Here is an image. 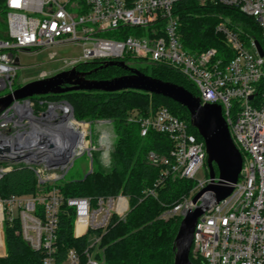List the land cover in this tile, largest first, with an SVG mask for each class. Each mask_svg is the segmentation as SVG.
Masks as SVG:
<instances>
[{"label":"built area","instance_id":"obj_1","mask_svg":"<svg viewBox=\"0 0 264 264\" xmlns=\"http://www.w3.org/2000/svg\"><path fill=\"white\" fill-rule=\"evenodd\" d=\"M181 1L0 0V92H4L0 97L17 89L19 52L69 43L80 45L82 52L64 60L66 70L82 63L126 58L178 70L195 84L203 104L222 106L243 165L228 197L217 202L215 192L207 190L194 203L195 195L211 183L209 175L197 178L200 170L209 172L204 140L191 131V122L166 106L146 117L134 112L130 120L140 124L142 136L154 130L168 135L174 143L169 154L151 151L149 161L166 166L164 177L197 182L189 195L161 217L178 215L183 219L188 211L202 206L204 213L193 233L195 257L203 264H264V55L258 50L259 41L242 38L225 22L219 24L218 31L234 52L228 62L224 63L216 48L190 53L180 40L179 17L174 12L175 4ZM197 1L234 8L253 17L264 42V0ZM55 56L57 52H52L50 58ZM47 77L43 73L39 79ZM44 102L47 108L39 111L32 98L14 99L0 111V178L16 167H29L40 187L54 185L76 156L87 151L92 155L93 150L100 153L104 166L111 165L113 136L102 130L95 146L93 124L77 119L70 103L39 101ZM106 123L101 120L96 125ZM144 194L156 197V190L148 188ZM65 201L75 212V237L89 230L105 232L114 217L125 220L130 211L129 199L123 193L65 199L59 188L53 187L34 196H0V256L7 255L6 225L17 221L19 233L31 248L46 253L44 264H56L59 213ZM100 242L101 236H97L90 247H98ZM64 264H82L79 253L70 249ZM86 264L101 263L88 253Z\"/></svg>","mask_w":264,"mask_h":264},{"label":"trees","instance_id":"obj_2","mask_svg":"<svg viewBox=\"0 0 264 264\" xmlns=\"http://www.w3.org/2000/svg\"><path fill=\"white\" fill-rule=\"evenodd\" d=\"M174 12L179 17L180 40L190 53L216 48L224 63L234 55L225 35L218 31L220 23L238 33L242 38H255L263 44L262 31L256 20L237 9L222 5H202L197 0H184L175 4ZM131 33L134 28H128ZM124 62L148 75L171 81L184 86L194 95L198 89L178 70L163 64L128 59ZM102 61L82 63L77 66L80 72H90L87 77L108 80L130 73L119 65L101 66ZM21 85H17L19 88ZM37 101L36 110L44 111L47 103L39 101L70 103L75 117L94 124L101 120L111 121L116 141L111 152V165L106 167L99 153H93V172L78 180H59L54 185L40 187L35 171L29 167H16L0 178V196H34L40 190L49 191L59 188L65 199L74 196L96 197L123 193L128 197L130 211L125 220L114 217L103 232L89 230L80 237L74 234V209L66 201L59 213V226L54 253L56 264H64L70 249H75L82 260L88 261V253L101 264H174L175 240L182 218L175 215L169 219L161 217L163 212L172 208L183 196L189 195L197 182L189 178L164 177L166 166H156L149 161V153L156 151L169 154L174 143L172 139L154 130L146 136L141 135L138 122L131 121L134 112L139 116H149L166 106L190 122L188 110L162 95L143 90L126 89L114 92L102 90H72L61 94H48L31 97ZM191 131L199 139L202 137L191 125ZM87 174V173H86ZM164 177L156 186L157 181ZM156 190V197L146 196L148 188ZM20 226L6 225L7 255L0 256V264H44L46 253L37 251L22 238ZM101 236L98 247H90L95 237ZM193 264H203L200 257L192 253Z\"/></svg>","mask_w":264,"mask_h":264},{"label":"water","instance_id":"obj_3","mask_svg":"<svg viewBox=\"0 0 264 264\" xmlns=\"http://www.w3.org/2000/svg\"><path fill=\"white\" fill-rule=\"evenodd\" d=\"M256 44L263 56L264 50L260 43L256 42ZM15 63L19 64V58L15 59ZM109 65H119L130 70V73L108 80H97L87 77L90 72H80L77 68L63 70L53 76L30 81L17 88L14 94L0 97V111L8 107L14 99L61 94L72 90L114 92L135 89L165 96L188 110L191 125L205 142L211 183L195 195L193 202L196 203L200 195L207 190L215 192L217 202L228 197L234 190L233 184L238 182L243 156L233 141L223 115L222 106L214 103L203 104L200 97L194 95L184 86L148 75L137 68L130 67L124 61L111 60L101 64V66ZM92 172L93 162L84 179ZM203 213L204 208L198 206L194 210L188 211L183 217L175 240L174 264H193L190 258L193 233L197 221Z\"/></svg>","mask_w":264,"mask_h":264},{"label":"rangeland","instance_id":"obj_4","mask_svg":"<svg viewBox=\"0 0 264 264\" xmlns=\"http://www.w3.org/2000/svg\"><path fill=\"white\" fill-rule=\"evenodd\" d=\"M52 52H57V56H55V58L53 59L50 58ZM81 52V46L76 43L58 45L55 47L44 48L42 50H37L34 52H19L20 68L18 70L16 87L19 84L22 86L30 81L39 79L43 73H47V75L50 77L63 70L68 69L65 66L64 60L78 57ZM1 95H4V92H0V96ZM102 130H104V133H109L110 136H113L112 141L110 140V142L114 144V142L116 141V134L113 130V126H111L110 124L96 125V123H94V145L97 146L98 137L101 134ZM93 151V153H96V150ZM92 162V155L88 151L76 156L69 170L60 180L71 181L81 179L84 175H86V173L90 171ZM208 175L209 172L206 171L204 168L203 170H200L197 178L204 179ZM80 230L81 228L79 227V232Z\"/></svg>","mask_w":264,"mask_h":264},{"label":"crops","instance_id":"obj_5","mask_svg":"<svg viewBox=\"0 0 264 264\" xmlns=\"http://www.w3.org/2000/svg\"><path fill=\"white\" fill-rule=\"evenodd\" d=\"M106 124H108V125L110 124V125L112 126V124H111V122H110V121H107V123H106Z\"/></svg>","mask_w":264,"mask_h":264}]
</instances>
